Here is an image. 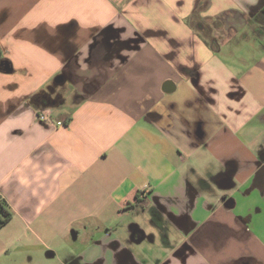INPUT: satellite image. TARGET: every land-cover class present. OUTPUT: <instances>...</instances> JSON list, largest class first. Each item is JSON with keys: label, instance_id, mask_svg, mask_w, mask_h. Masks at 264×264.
Segmentation results:
<instances>
[{"label": "crops", "instance_id": "obj_1", "mask_svg": "<svg viewBox=\"0 0 264 264\" xmlns=\"http://www.w3.org/2000/svg\"><path fill=\"white\" fill-rule=\"evenodd\" d=\"M0 195V264H264V0H0Z\"/></svg>", "mask_w": 264, "mask_h": 264}, {"label": "built area", "instance_id": "obj_2", "mask_svg": "<svg viewBox=\"0 0 264 264\" xmlns=\"http://www.w3.org/2000/svg\"><path fill=\"white\" fill-rule=\"evenodd\" d=\"M38 119L41 122L51 124V125H56V126H63L65 125V121L62 119L55 120L52 116V113L50 109L44 108L38 113ZM4 198L0 195V201L3 200Z\"/></svg>", "mask_w": 264, "mask_h": 264}, {"label": "trees", "instance_id": "obj_3", "mask_svg": "<svg viewBox=\"0 0 264 264\" xmlns=\"http://www.w3.org/2000/svg\"><path fill=\"white\" fill-rule=\"evenodd\" d=\"M12 217V212L9 209L5 199L0 201V226L5 224Z\"/></svg>", "mask_w": 264, "mask_h": 264}, {"label": "water", "instance_id": "obj_4", "mask_svg": "<svg viewBox=\"0 0 264 264\" xmlns=\"http://www.w3.org/2000/svg\"><path fill=\"white\" fill-rule=\"evenodd\" d=\"M3 65H5V67L2 68V70L6 71V72H10V71H11V65H10V63H8V62L3 63V62H2V63H1V67H2Z\"/></svg>", "mask_w": 264, "mask_h": 264}, {"label": "flooded vegetation", "instance_id": "obj_5", "mask_svg": "<svg viewBox=\"0 0 264 264\" xmlns=\"http://www.w3.org/2000/svg\"><path fill=\"white\" fill-rule=\"evenodd\" d=\"M3 63H6V61L5 62H3ZM139 230H136V232H135V235H134V238L135 239H138L141 235H142V232H138Z\"/></svg>", "mask_w": 264, "mask_h": 264}]
</instances>
